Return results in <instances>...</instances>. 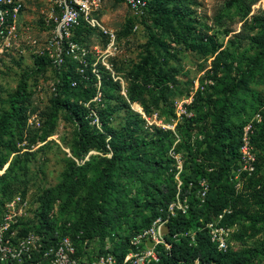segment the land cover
<instances>
[{
	"label": "rangeland",
	"instance_id": "374dc122",
	"mask_svg": "<svg viewBox=\"0 0 264 264\" xmlns=\"http://www.w3.org/2000/svg\"><path fill=\"white\" fill-rule=\"evenodd\" d=\"M42 1L36 0L25 11L22 25L26 38L21 46H17L23 51L12 57L0 72V116L11 110L22 74L31 75L27 81L28 98L16 103L26 107L22 129L18 123L10 124L8 134L0 138V157L6 161L0 174L10 165L5 182L17 186L15 193L24 204L25 215L18 225L22 230L33 222L35 224L38 200L43 191L60 184L73 163H81L73 152L75 123L66 109L54 114L50 90V85L59 81L67 65L71 64V76L79 72L77 65H81L69 58L64 67L56 68L45 57L32 53L31 42H42L45 31L52 26L51 22L43 19L46 5ZM147 2L157 7V11L151 13L148 10L138 16L120 0L103 1L96 18L114 33L115 50L105 57L102 51L106 48L107 38L102 37L97 29L86 32L85 45L89 53L86 66L82 68L83 72H90L93 77L85 73L83 80L86 82L81 79L79 84L89 88L94 95L90 101H85L83 94H79L78 98L80 103L85 102L87 117L91 116L90 126H94L99 133L105 131L98 117L105 115L109 117L106 126L110 130L120 133L134 130V137L160 140V148L149 145L146 155L149 158L157 155L171 157L173 163L166 175L171 174L178 185L180 176L188 174L190 160H198L205 166H216L214 158L207 153L215 108L225 102L224 118L227 122L252 120L253 132L258 131L264 117V61L260 56L264 52V0ZM176 5L187 19L186 30L180 29L173 21L168 26L161 18L160 12L168 18L171 13H177ZM154 19L157 22L162 20V26H165L156 24ZM149 33L156 36V44L149 39ZM145 48L158 59L163 74L174 72L173 79L166 84L168 88L162 92L151 87L148 71L140 72L137 68L146 55ZM92 68L96 69V75L92 73ZM129 97L135 98V101L130 103ZM70 101L74 105L75 98L70 97ZM154 114L155 121L150 125L147 119ZM256 114L260 121L254 119ZM259 141L254 147L255 165L264 184V144L258 147ZM100 157L102 154L94 149L84 157L83 161L90 164L86 171V185L74 197L75 205L62 207V199L57 202L54 226L61 228L67 221L78 222L87 211L95 214L91 209L89 193L97 170L102 167ZM177 162L181 164L179 173ZM163 176V172L147 173L145 180L160 185L164 183ZM111 179L124 193V216L110 224L104 240L90 244V254H96L107 244H115L120 249V242L123 241L119 242V238L151 227L154 220L161 216L153 219L152 211L141 204L144 193L139 191L141 184L138 181L119 176L117 170L113 171ZM9 200L0 195V215ZM134 200L140 202L139 206H135ZM167 221L163 222L161 229L163 239L167 235ZM258 228L243 241L231 242L233 250H248L247 264H264L261 243L264 242V225ZM150 243L146 242L147 245Z\"/></svg>",
	"mask_w": 264,
	"mask_h": 264
},
{
	"label": "trees",
	"instance_id": "16d2710c",
	"mask_svg": "<svg viewBox=\"0 0 264 264\" xmlns=\"http://www.w3.org/2000/svg\"><path fill=\"white\" fill-rule=\"evenodd\" d=\"M145 1L146 11L149 10L151 13L157 11V7L155 8L147 0ZM176 8L177 13H171L173 17L169 16L168 18V15L164 16L160 12L161 18L166 21L168 26H171L173 21L180 29L186 30L184 25H186L187 19L179 9L180 7ZM162 20L161 22H157V19L153 21L162 26ZM89 31L91 28L80 26L75 30L74 41L85 44V34ZM149 39L153 44H156L157 39L153 33H149ZM145 54L137 68L140 72L148 71L151 74V87L162 92L163 89L168 88L167 83L173 79L174 72L163 74L154 54L147 48H145ZM260 56L263 62L264 52ZM70 65H67L65 72H61L63 74L60 75L59 81L54 83L55 93L51 103L54 107V114L60 109H66L70 118L73 119L76 127L73 152L81 163H73L71 168L65 172L60 184L43 191L38 200L36 224L33 222L30 227L42 236L43 243L49 244L55 241V232H57L69 235L75 243L77 251L80 252L83 240H104L109 232L110 224L124 216V193L111 179L113 171L117 170L119 176L125 179L132 178L141 184L139 191L144 193L141 204L152 211L153 219L158 215L165 216L168 204L174 201L176 196L180 201L187 197L186 212L183 214L177 211L175 216L168 218L167 235L164 237V241L169 245V248L165 249L164 245L157 246L158 261L151 264H192L195 259L199 261V264H247L249 261L247 249L233 250L230 247L225 253L218 252L210 242L205 228V224L210 222H216L217 226H235L229 241L241 242L249 233L258 231L259 225H264V184L258 176L257 166L255 165V172L251 176L243 179L239 190H236L229 180L230 168L238 158L240 133L245 122H227L224 118L225 102L219 108H215L212 111L211 126L213 131L207 143V153L214 158L216 166H205L198 160H190L187 166L188 174L180 176L181 183L177 187L173 176L166 175L173 159L167 155H157L153 158L146 155L147 147L158 145L160 140L145 136L134 137V130L124 133L110 130L106 126L109 117L105 115L98 117V122L105 132L99 133L94 126H90L91 116L87 117L85 102L80 103L78 97L79 94H83L85 101H90L94 93L79 84L81 79L82 82H86V80H83L77 71L74 76L70 75L72 70H69ZM79 67L77 65V68ZM85 73L86 71L83 72L84 75ZM87 74L93 77L90 72ZM30 77L31 75L27 73L22 74L14 95L16 102L11 104L9 112H4L0 116V138L8 134L7 127L10 124L17 125L18 123L22 129L26 107L17 106L16 103L28 98L27 81ZM72 81L76 82L75 86H71ZM234 86L237 87V84ZM70 97L75 98L74 105L71 103ZM128 100L132 103L135 98L129 97ZM133 115L138 117L137 114ZM257 141H259L258 147H262L264 144V117L258 131L251 135L253 147ZM107 146L110 148L108 149ZM158 147L160 148V145ZM92 149L102 154V157L99 158L102 167L97 170V177L91 184L89 193L91 209L95 214L87 211L82 220L75 223L67 221L61 228L56 227L54 226V215L50 217L49 214L55 210L57 202L61 199L62 207L76 204L74 197L86 185V171L90 165L89 161H83V159ZM108 154H110L109 157ZM5 164L6 161L0 157V171ZM9 170L10 165L7 166L4 173L0 174V182H2L0 195L6 199H11L18 190L17 186L14 187L12 183L5 182ZM159 172L165 174V177L162 178L164 183L157 185L154 182H146L145 175L147 173L158 174ZM199 179H205L208 183V189L202 202L197 198ZM139 203L134 200L135 206H139ZM190 232H194L193 242L188 235ZM132 235L124 234L121 239L119 238V242L123 241L120 242L122 243L120 249H117L115 244H111L109 251L116 256L117 264L121 263L120 261L126 253L128 239ZM261 243L264 247V242ZM34 263V259H29L20 264Z\"/></svg>",
	"mask_w": 264,
	"mask_h": 264
},
{
	"label": "built area",
	"instance_id": "2783aa9c",
	"mask_svg": "<svg viewBox=\"0 0 264 264\" xmlns=\"http://www.w3.org/2000/svg\"><path fill=\"white\" fill-rule=\"evenodd\" d=\"M36 0H0V72L6 68L7 62L17 53V46L25 42L24 15L28 6ZM104 0H43L46 5V12L43 19L51 22L52 26L45 31L42 42H31L34 48L33 54L45 57L56 68L66 65L67 60L73 59L81 66L79 74L85 78L82 66H86V58L89 48L84 44L74 41L75 30L80 26L97 29L102 37L107 38L106 48L102 51L104 56L112 54L115 35L111 30L105 28L96 18V13L102 8ZM135 15L142 16L147 8L145 0H120ZM103 56V57H104ZM103 62V60H102ZM106 67L107 64L103 63ZM108 68V67H107ZM96 69L92 68V73L96 75ZM76 82L72 81L71 86ZM52 94L55 93L54 82L50 85ZM156 118V114L147 119L151 125ZM260 121L259 115L255 118ZM253 133L252 120L244 123L240 133V144L238 148V158L230 168L229 180L236 190H239L245 177L251 176L255 172V154L251 142ZM177 173L181 170L180 162H177ZM178 180V185H180ZM208 189L205 179L198 180L197 198L202 202ZM187 209L186 200L180 201L177 196L174 201L168 204L166 215L157 217L151 227L139 233L133 234L128 239L126 253L120 264H148L158 261L157 246L164 245L165 249L169 245L164 241V232H161L164 221L169 216H175L176 211L185 213ZM54 211L49 214L54 215ZM24 204L20 196H13L6 204L3 213L0 215V264L15 263L20 264L25 260L34 259V264H117L118 260L114 253L110 252L111 245L102 247L96 254H90V244L95 240H83L82 249L77 251L75 243L69 235H62L55 232V241L44 244L42 236L31 227L23 230L19 228L20 219L24 216ZM221 217V216H219ZM36 224V220H35ZM69 225V224H67ZM210 242L218 252L225 253L231 247L229 241L235 226H217L216 222L205 224ZM193 242L194 232L188 234ZM148 238V239H146ZM146 242H151L147 245ZM144 243V245H143ZM192 264H199L195 259Z\"/></svg>",
	"mask_w": 264,
	"mask_h": 264
},
{
	"label": "water",
	"instance_id": "95a60500",
	"mask_svg": "<svg viewBox=\"0 0 264 264\" xmlns=\"http://www.w3.org/2000/svg\"><path fill=\"white\" fill-rule=\"evenodd\" d=\"M150 245V244H149Z\"/></svg>",
	"mask_w": 264,
	"mask_h": 264
}]
</instances>
